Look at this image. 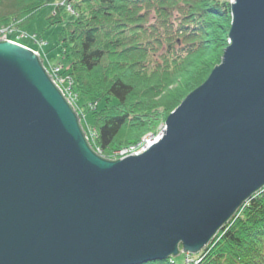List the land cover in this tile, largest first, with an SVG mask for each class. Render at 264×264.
Instances as JSON below:
<instances>
[{"label": "water", "instance_id": "1", "mask_svg": "<svg viewBox=\"0 0 264 264\" xmlns=\"http://www.w3.org/2000/svg\"><path fill=\"white\" fill-rule=\"evenodd\" d=\"M231 10L220 64L117 160L91 148L38 53L0 40V264L197 255L264 187V0Z\"/></svg>", "mask_w": 264, "mask_h": 264}, {"label": "trees", "instance_id": "2", "mask_svg": "<svg viewBox=\"0 0 264 264\" xmlns=\"http://www.w3.org/2000/svg\"><path fill=\"white\" fill-rule=\"evenodd\" d=\"M46 6H54L50 25L62 22L60 11L71 13L59 33L62 75L93 120L91 148L108 160L122 142L135 143L165 120L230 42L229 0H0V27H25ZM198 255L188 264H264V187ZM178 256L146 264H187Z\"/></svg>", "mask_w": 264, "mask_h": 264}, {"label": "rangeland", "instance_id": "3", "mask_svg": "<svg viewBox=\"0 0 264 264\" xmlns=\"http://www.w3.org/2000/svg\"><path fill=\"white\" fill-rule=\"evenodd\" d=\"M230 3L232 0H229ZM54 13V6H46L33 15L31 20L28 22V25L25 27H19L18 25L14 24L13 32L9 34V38L12 41H15L16 43L23 45L34 52H39L41 56V60L43 62V65L45 68H49L50 70L54 68L55 66L61 67V71L66 68V60L63 56H61L62 48H61V42L59 40V33L63 27V25L71 19V13L60 11V16L62 18L61 23H56L50 25L48 22V18L51 16V14ZM9 26V25H8ZM43 43V45L41 44ZM62 75V73H61ZM64 77V75H62ZM65 80L63 83V88L67 90L68 96L73 97L70 98L72 101L74 107H76V112L79 117L80 124L84 127V131L89 139V141H94L96 139V129L93 125V120L90 115H88L85 111V108L82 107L85 100L80 99L76 92L72 89L71 84L68 82V80L64 77ZM178 86L177 84H174L171 86V88H176ZM164 95V94H163ZM162 95V96H163ZM160 98H157V100H160ZM92 104V103H90ZM91 109L93 106H89ZM171 113V112H170ZM169 114L167 115V117ZM166 117V119H167ZM165 120L159 121V123L148 131H146L144 134H142L135 143L127 144L125 142H122V145L117 148L115 151L109 154L111 160L113 159H119L118 157V151L122 150L124 148H130V147H137L140 146L142 143H146V141H143L144 138L148 139H156L160 136H162L165 128ZM95 149H98L96 147ZM182 249V246L181 248ZM181 255L177 257L178 262L183 261V255H186V263H192V262H199L200 257L199 255H189L187 253H180Z\"/></svg>", "mask_w": 264, "mask_h": 264}, {"label": "built area", "instance_id": "4", "mask_svg": "<svg viewBox=\"0 0 264 264\" xmlns=\"http://www.w3.org/2000/svg\"><path fill=\"white\" fill-rule=\"evenodd\" d=\"M68 10L73 13L72 8L70 6H68ZM13 31L14 30H13L12 25L0 27V40L12 41L9 38V34L11 32H13ZM12 42H15V41H12ZM41 44L43 45V43H41ZM35 52L38 53V56L41 58L39 52H37V51H35ZM46 70H47L48 74L52 76V81L58 86V88L62 91V94L64 95V97L70 102V104L73 106L74 110L76 111L77 108L74 107L72 101L70 100V98H72V100H73V97L69 98L68 92L66 90L67 88L66 89L63 88V83H64L63 80H65L64 77L68 80V82H69L70 78L68 76H64L63 77L61 75L63 70L61 71V67H59V66H55L51 70L49 68H46ZM69 83L71 84V82H69ZM86 138H87V140H89L87 135H86ZM157 139L158 138H156L155 140L154 139H148L147 140L146 138H144L143 141H146V143H142V144H140V146H137V147L133 146V147H130V148H124L122 150H119L118 151V157L120 159V158L125 157L127 155L140 154V153L144 152ZM149 141H151V142H149ZM94 151L101 156L102 150L100 148L95 149ZM113 160H116V159H113Z\"/></svg>", "mask_w": 264, "mask_h": 264}, {"label": "bare ground", "instance_id": "5", "mask_svg": "<svg viewBox=\"0 0 264 264\" xmlns=\"http://www.w3.org/2000/svg\"><path fill=\"white\" fill-rule=\"evenodd\" d=\"M151 141H152V140H151ZM151 141H149V142H151ZM149 142H148V143H149Z\"/></svg>", "mask_w": 264, "mask_h": 264}]
</instances>
